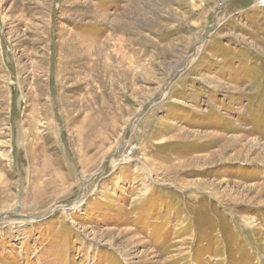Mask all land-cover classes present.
<instances>
[{"label": "rangeland", "instance_id": "rangeland-1", "mask_svg": "<svg viewBox=\"0 0 264 264\" xmlns=\"http://www.w3.org/2000/svg\"><path fill=\"white\" fill-rule=\"evenodd\" d=\"M0 264H264V8L0 0Z\"/></svg>", "mask_w": 264, "mask_h": 264}, {"label": "built area", "instance_id": "built-area-1", "mask_svg": "<svg viewBox=\"0 0 264 264\" xmlns=\"http://www.w3.org/2000/svg\"><path fill=\"white\" fill-rule=\"evenodd\" d=\"M256 3L259 7L264 8V0H256Z\"/></svg>", "mask_w": 264, "mask_h": 264}]
</instances>
